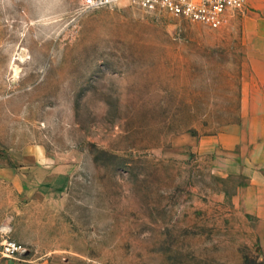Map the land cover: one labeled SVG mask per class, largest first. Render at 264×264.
Instances as JSON below:
<instances>
[{"label": "rangeland", "instance_id": "1", "mask_svg": "<svg viewBox=\"0 0 264 264\" xmlns=\"http://www.w3.org/2000/svg\"><path fill=\"white\" fill-rule=\"evenodd\" d=\"M81 3L0 0V264H264L197 151L240 123L237 19Z\"/></svg>", "mask_w": 264, "mask_h": 264}, {"label": "crops", "instance_id": "2", "mask_svg": "<svg viewBox=\"0 0 264 264\" xmlns=\"http://www.w3.org/2000/svg\"><path fill=\"white\" fill-rule=\"evenodd\" d=\"M234 18L242 29L244 52L240 123L200 141L197 151L213 156L216 175L244 179L235 195H245L252 231L264 257V0H247L245 11Z\"/></svg>", "mask_w": 264, "mask_h": 264}, {"label": "built area", "instance_id": "3", "mask_svg": "<svg viewBox=\"0 0 264 264\" xmlns=\"http://www.w3.org/2000/svg\"><path fill=\"white\" fill-rule=\"evenodd\" d=\"M129 2L148 12H166L212 29L221 28L231 17L243 13L247 0H82L83 11H96ZM22 245L6 241L2 245L3 257L16 258L27 251Z\"/></svg>", "mask_w": 264, "mask_h": 264}]
</instances>
